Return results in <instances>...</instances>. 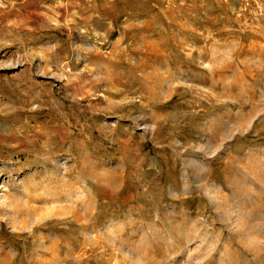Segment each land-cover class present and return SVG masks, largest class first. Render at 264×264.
I'll use <instances>...</instances> for the list:
<instances>
[{
	"label": "rangeland",
	"instance_id": "1",
	"mask_svg": "<svg viewBox=\"0 0 264 264\" xmlns=\"http://www.w3.org/2000/svg\"><path fill=\"white\" fill-rule=\"evenodd\" d=\"M0 264H264V0H0Z\"/></svg>",
	"mask_w": 264,
	"mask_h": 264
}]
</instances>
